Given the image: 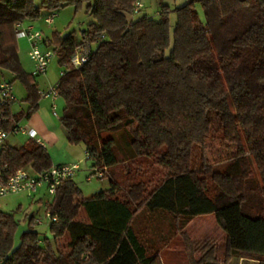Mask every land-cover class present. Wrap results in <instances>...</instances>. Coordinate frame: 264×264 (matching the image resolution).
Returning <instances> with one entry per match:
<instances>
[{
	"label": "trees",
	"instance_id": "16d2710c",
	"mask_svg": "<svg viewBox=\"0 0 264 264\" xmlns=\"http://www.w3.org/2000/svg\"><path fill=\"white\" fill-rule=\"evenodd\" d=\"M134 1L0 0V69L24 86L28 103L18 114L10 112L14 100L0 104L6 129L40 98L36 75L19 58L16 25L66 5L92 17L78 41L55 31L50 43L63 66L57 89L66 139L82 144L108 181L86 197L72 177L61 182L46 206L57 215L47 227L52 239L40 238L30 214L14 245L16 223L0 210L3 264H163L160 249L176 235L187 264L231 257L264 264V0H188L175 8L173 26L166 6L154 20L134 16ZM81 40L93 48L75 68L70 56ZM155 110L161 116L150 118ZM206 138L236 144V154L215 168ZM53 165L32 139L0 145V180ZM205 214L225 232L220 254L213 237L195 240L184 230Z\"/></svg>",
	"mask_w": 264,
	"mask_h": 264
},
{
	"label": "rangeland",
	"instance_id": "374dc122",
	"mask_svg": "<svg viewBox=\"0 0 264 264\" xmlns=\"http://www.w3.org/2000/svg\"><path fill=\"white\" fill-rule=\"evenodd\" d=\"M143 4V8L140 14H147L154 20L159 19V12L161 6H166L168 9L169 22L173 26L176 21L175 8L184 5L188 0H140ZM35 4H39V0H34ZM194 7L197 10L199 16L203 20V11L199 2L194 3ZM42 15L39 19L27 20L25 24L30 23L35 28L41 30L44 34H51L52 32H59L61 35L72 34L73 39L78 41L80 39L81 30L93 20L92 17L88 16L84 12V6L75 9L72 5H66L59 7L54 11L55 17L51 25H47L43 21V16L46 11L43 10ZM136 16V14L134 15ZM20 38V39H19ZM17 43L19 44L18 50L22 60V65L27 71L33 70V64L29 56V42L26 37H17ZM52 47V46H50ZM53 48V47H52ZM60 65L58 59L55 56L47 70L35 76L38 81L40 89H46L50 85L54 84L60 77ZM7 81L15 82L14 86H20L18 80H13L12 75L3 69H0V78ZM16 90V89H15ZM16 97V96H15ZM18 97V96H17ZM57 114L55 117L57 120L62 114L64 107L63 98H59L56 102ZM161 113L157 110L151 112L150 118H159ZM25 126L24 123L20 124ZM59 143L53 148L48 147L50 157L59 159H69L74 157V163L78 164V169L74 172L72 180L76 187L80 191L82 196H90L91 194L99 191L108 186L107 178H99L96 174H93V168L90 166V162L86 159L84 148L82 144H70L66 139L64 130H60ZM28 139V136L23 133L9 134L7 141L13 145H21ZM245 145V144H244ZM236 154V144L228 142L218 138H206L205 139V158L207 162L214 165L215 168H221L222 164L230 160ZM254 175L259 180L258 174L252 164ZM29 170V169H28ZM31 171V170H30ZM42 195V200L39 201L38 196ZM51 198L47 193L45 186H38L35 193H28L21 191L17 193H8L0 198V210L4 213L11 214L16 223L13 234V244L17 245L20 242V235L25 231L28 226V217L33 214L34 217L41 220V224H33L35 230L38 231L39 236L43 239L47 236L51 238L47 226L49 223L48 218L45 216V200ZM186 233L196 239H202L204 237H213L217 242V253L220 254L225 245V232L222 227L216 221L213 214H205L195 216L191 222L186 226ZM168 251L163 252L161 255L163 258L168 259L173 264H187L186 255L184 252L183 242L180 238L175 236L171 242H167L162 249ZM169 264V263H166Z\"/></svg>",
	"mask_w": 264,
	"mask_h": 264
},
{
	"label": "built area",
	"instance_id": "2783aa9c",
	"mask_svg": "<svg viewBox=\"0 0 264 264\" xmlns=\"http://www.w3.org/2000/svg\"><path fill=\"white\" fill-rule=\"evenodd\" d=\"M143 8V4L140 0H135L132 4V13L139 14ZM55 13H49L43 16V21L47 25H51L54 21ZM15 34L17 37H26L29 42V56L33 62V74L38 75L44 73L51 60L56 56V51L46 45V39L44 33L34 28L31 24H25L20 22L15 27ZM80 37H83V32H81ZM91 48L93 45H89L85 41L81 40L76 44L73 53L70 56V63L73 67L78 68L82 66L90 57ZM63 73V66H61L60 75ZM58 80L47 87L46 89H39L38 94L40 98H51L55 100L59 97L58 93ZM7 99L16 100L15 95L12 93L11 84L9 82L3 81L0 83V104H3ZM52 114L57 117L56 105L52 103ZM6 122V117L3 113H0V145L4 143L9 134L23 133L27 134L36 143L45 147V143L41 138L37 136L34 129L27 126H21L18 122L12 127L6 129L4 124ZM78 169L77 163L60 164L53 165L44 171L34 174L28 169L19 168L14 173L0 180V198L8 193H17L21 191H26L28 193H35L38 186H46L47 193L51 198L45 200V216L49 221H55L57 219L56 214L50 213L46 210L52 198L55 194L56 188L61 184L62 181L72 177L74 172ZM104 171L102 169L94 168L93 174L101 178ZM35 224H41V220L34 217ZM0 264H3V260L0 259Z\"/></svg>",
	"mask_w": 264,
	"mask_h": 264
},
{
	"label": "crops",
	"instance_id": "0c3cea01",
	"mask_svg": "<svg viewBox=\"0 0 264 264\" xmlns=\"http://www.w3.org/2000/svg\"><path fill=\"white\" fill-rule=\"evenodd\" d=\"M24 23H25V21H24ZM27 24H30V23H27ZM32 26L35 28L34 25H32ZM51 35H52V33L51 34H44L45 39H46V45H48V46H51V43H50ZM18 46H19V44H18ZM19 58H20V61L22 64L20 53H19ZM32 64H33V62H32ZM60 68H61V66H60ZM27 72L33 73V70L31 72L30 71H27ZM3 81L9 82L11 84L12 93L16 96V100L14 102H12V104L10 105V112L12 114H18L21 111H26L28 108V103L25 101L26 89L24 88V86L19 82L20 86L18 85V87H16V86H14V83L16 81L15 82L7 81V80L3 79V76H2L0 78V83ZM35 81H36L38 88L40 89L41 86H39L38 81L36 79H35ZM59 98H61V96L57 97L55 100H52L51 98H39L37 109L28 118L22 117L18 121L19 124L24 123L25 126L34 129L37 133V136L39 138H41L42 141L45 143L46 148H48V147L53 148L57 143H59V133L61 132L60 130L61 129L64 130L61 123H60V120L59 119L57 120L55 118V116L52 114V103L54 102L56 105V102L58 101ZM56 112H57V105H56ZM28 139H31V138L28 136ZM4 143L13 145L7 141V138L4 141ZM13 146H20V145H13ZM84 153H85V150H84ZM51 160H52V163L54 165L55 164L74 163V157H70L69 159H59V160L51 157ZM107 187H105V188H107ZM105 188H103V189H105ZM45 189H46V186H45ZM103 189H101V190H103ZM41 197H42V195L41 196L39 195L37 199L39 201H41L42 200ZM79 214L82 217L84 215L81 210L79 211ZM185 229H186V227H184V230ZM178 237H179V235H178ZM174 238H175V236H173L168 242H171V240ZM165 251H168V248L167 249H165V248L160 249V258L162 260V263L163 264H166V263L173 264L171 261H168V259L163 258L161 256V255H163V252H165ZM227 264H255V262L252 260H247V259L241 258V257L240 258L239 257H231L229 259V261L227 262Z\"/></svg>",
	"mask_w": 264,
	"mask_h": 264
}]
</instances>
